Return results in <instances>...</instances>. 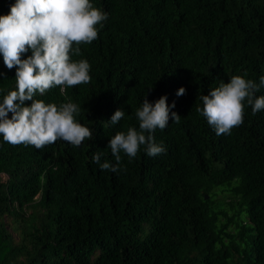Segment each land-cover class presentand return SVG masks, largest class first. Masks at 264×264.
Masks as SVG:
<instances>
[{
  "label": "trees",
  "instance_id": "16d2710c",
  "mask_svg": "<svg viewBox=\"0 0 264 264\" xmlns=\"http://www.w3.org/2000/svg\"><path fill=\"white\" fill-rule=\"evenodd\" d=\"M12 2L0 0V14ZM93 5L107 20L71 57L88 60L89 82L33 97L78 103L75 118L93 135L39 149L0 137V264H264V110L246 105L243 122L220 135L197 111L232 75H264V0ZM14 76L0 57V96ZM162 94L180 115L152 133L166 152H121L117 172L101 170L92 153L114 163L109 137L138 128L144 95ZM118 107L125 116L111 125Z\"/></svg>",
  "mask_w": 264,
  "mask_h": 264
},
{
  "label": "clouds",
  "instance_id": "9594fccd",
  "mask_svg": "<svg viewBox=\"0 0 264 264\" xmlns=\"http://www.w3.org/2000/svg\"><path fill=\"white\" fill-rule=\"evenodd\" d=\"M107 17L108 13L94 6L93 0H13L9 11L0 14V57L7 69L15 67L16 81L14 88L0 96V137L4 141L39 149L58 139L73 146L91 139L93 129L75 118L80 112L78 103L69 99L57 104L33 97L55 86L63 91L65 86L89 82L88 60L71 57L79 55L81 43L90 44L97 38ZM262 87L264 75L258 82L232 75L201 95L202 106L197 111L217 135L229 134L233 126L243 122L246 105H251L253 114L264 110V94L256 95ZM184 92L181 85L176 95ZM26 100L31 103L26 104ZM174 108L175 101L168 103L167 94L154 101L144 95L135 110L138 128L117 131L107 141L115 162L102 161V152L92 153L91 160L101 170L117 172L121 152L129 159L141 148L148 156L166 152L164 143L156 142L152 133L156 128L164 129L170 119L179 121ZM124 116L125 109L118 107L107 121L116 125Z\"/></svg>",
  "mask_w": 264,
  "mask_h": 264
},
{
  "label": "rangeland",
  "instance_id": "374dc122",
  "mask_svg": "<svg viewBox=\"0 0 264 264\" xmlns=\"http://www.w3.org/2000/svg\"><path fill=\"white\" fill-rule=\"evenodd\" d=\"M1 176H2V178H4V175L1 174Z\"/></svg>",
  "mask_w": 264,
  "mask_h": 264
}]
</instances>
